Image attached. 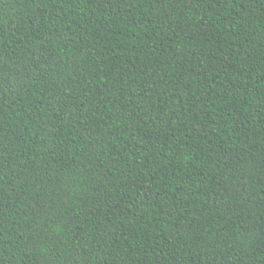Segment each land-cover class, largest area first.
Returning <instances> with one entry per match:
<instances>
[{
	"label": "trees",
	"instance_id": "trees-1",
	"mask_svg": "<svg viewBox=\"0 0 264 264\" xmlns=\"http://www.w3.org/2000/svg\"><path fill=\"white\" fill-rule=\"evenodd\" d=\"M0 264H264V0H0Z\"/></svg>",
	"mask_w": 264,
	"mask_h": 264
}]
</instances>
